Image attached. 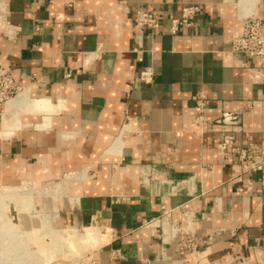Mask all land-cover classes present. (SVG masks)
<instances>
[{"label": "crops", "instance_id": "obj_1", "mask_svg": "<svg viewBox=\"0 0 264 264\" xmlns=\"http://www.w3.org/2000/svg\"><path fill=\"white\" fill-rule=\"evenodd\" d=\"M189 5L193 24L172 34L170 16ZM144 10L159 21L139 32ZM0 11V64L45 101L38 112L2 106L0 185L80 171L68 214L111 233L96 264H177L175 245L140 229L162 207L176 221L181 208L197 213L194 263L264 264L259 174L217 147L229 134L264 162V57L230 46L244 16L264 26V0H0ZM196 93L208 101L203 120Z\"/></svg>", "mask_w": 264, "mask_h": 264}, {"label": "built area", "instance_id": "obj_2", "mask_svg": "<svg viewBox=\"0 0 264 264\" xmlns=\"http://www.w3.org/2000/svg\"><path fill=\"white\" fill-rule=\"evenodd\" d=\"M199 12L196 5L181 8L180 17L170 16V30L172 34L177 33L182 26H191L195 16ZM159 17L150 10L139 12L134 17L135 28L141 32L145 29L154 30L158 24ZM232 52L244 54L247 58L264 57V26L260 19L253 14L244 16L241 21V31L234 34L230 39ZM68 77L69 74L67 73ZM153 72L150 67H144L139 72V80L145 84L151 83ZM16 82L8 67L0 64V108L10 98L15 97L21 88ZM194 110L196 118L203 120L204 110L208 101L203 94L194 95ZM236 115L223 113L221 122H233ZM223 156L229 154L235 157L240 164L246 165L245 172L248 174H259L258 182L264 187V162L254 156L256 145L248 144L239 147L234 144L232 135H224L217 145ZM173 208L162 207L156 216L146 220L140 227L141 230H150L152 237L163 245H175L178 258L177 264H196L192 260L199 251V242L193 230V224L198 220L197 213L189 208H181V219L176 221ZM109 237L111 233L109 232Z\"/></svg>", "mask_w": 264, "mask_h": 264}, {"label": "rangeland", "instance_id": "obj_3", "mask_svg": "<svg viewBox=\"0 0 264 264\" xmlns=\"http://www.w3.org/2000/svg\"><path fill=\"white\" fill-rule=\"evenodd\" d=\"M0 111H2V108ZM46 164L47 162H45V166ZM80 174V171H60L48 180L36 181L32 179L26 180L21 185L19 184L21 181L3 183L0 185V200L4 198L14 200L33 198V209L30 210L29 213H22V215L25 219L30 220V224L34 221L38 222L40 220L42 224L45 225V227L41 229L44 232H48V229L51 228L53 247L50 246V243H46L43 245L44 249L42 250L38 249L34 244H31L30 246L26 243L27 241H25V244H23L24 242L19 243V247H15V253L28 252L32 258V264H96L94 260L96 250L109 241L108 235L104 237L105 232L104 230H101V226L97 225V229L99 233L102 234V238L105 239L104 242L98 241L97 243H94L95 245L87 244L83 247L84 249H82L81 252L76 253L71 250L69 251L68 245L65 244V240L71 236L69 229L66 227L67 222L65 220L68 221L69 226L72 225L71 227H74L77 233L84 232V225L80 227V225L72 221L68 214L69 209L67 207V205L74 204L68 199V197L70 193L72 194V184H76L80 180ZM57 185H60V189L57 188L59 187ZM32 216H34V218ZM53 217L54 220L52 222L51 220ZM26 221L21 224L23 228L28 226V222ZM42 237L43 236H40V238ZM45 250L52 254L50 257L48 256V261L43 259L46 252ZM70 252H73V254H70ZM24 257L22 256V258Z\"/></svg>", "mask_w": 264, "mask_h": 264}, {"label": "bare ground", "instance_id": "obj_4", "mask_svg": "<svg viewBox=\"0 0 264 264\" xmlns=\"http://www.w3.org/2000/svg\"><path fill=\"white\" fill-rule=\"evenodd\" d=\"M22 89H23V86H21L15 98L12 97V99L10 98L11 100L8 99L9 101L7 100L8 102L7 101L5 102L6 112L15 111V110H20L21 112H28V111L33 110V111L38 112L40 108L45 106V101L43 100L42 101L41 100H36V101L30 100L26 91L21 92ZM2 106L1 108L3 109ZM126 129L127 128L123 129L122 132H124ZM122 136H124L123 133L121 134V138ZM73 157L75 156L70 155L67 158L70 161H72L75 159ZM42 167L46 169L47 164L46 166L45 164H43ZM33 171L34 170L29 171L28 174L39 175V172L35 171L34 173ZM80 177L82 180L85 178V176L83 177V175L81 174H80ZM57 186H59L57 188L60 189V185H57ZM74 199L75 198L73 196H70L69 200L74 203ZM32 203H33V198H27L24 200H16V199L14 200V199L4 198L0 200V240H1L0 241V264H32L31 262L32 258L30 254H28V252H23V253L16 252L18 253L16 254L14 251L15 247H19V243L24 242L23 244H25V241H27L26 243H28L30 246L31 244H34L38 249H42V250L44 249L43 245H45L46 243H50V246L53 247L52 245L53 239H52L51 230H50L51 228L48 229V232H44L41 229L45 227V225H43L39 219H38L39 220L38 222L34 221L32 222V224H30L29 223L30 220L25 219L24 216L22 215V213H27V212L29 213V211L33 209ZM6 209H9V210H6ZM32 217L34 218V216ZM53 220H54V217L52 218L51 221L53 222ZM24 221L28 222L27 224L28 226L26 228H23L21 225L22 223H24ZM65 221L67 222L66 227L69 229V232L71 233V236L65 240V244L68 245L69 251L71 250L74 253L81 252V250L84 249L83 247L87 244L95 245L94 243H97L98 241L99 242L105 241V239L102 238V234L99 233L96 223L95 224L90 223V224L84 225V232L77 233L74 227H71L72 225L69 226L68 221L67 220ZM101 228H102L101 229L102 231L105 229L104 226H102ZM106 235L107 234H104V237ZM40 236H43V237L40 238ZM45 251L46 252H45L43 259L48 261L49 257L52 254L51 252L47 250ZM73 252H70V254H73ZM22 256L23 257L25 256V257L22 258Z\"/></svg>", "mask_w": 264, "mask_h": 264}]
</instances>
